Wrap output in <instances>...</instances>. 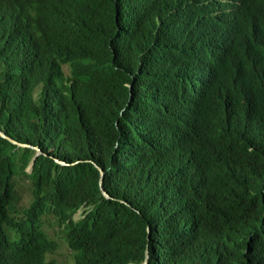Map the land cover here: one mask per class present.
Instances as JSON below:
<instances>
[{"label":"trees","instance_id":"1","mask_svg":"<svg viewBox=\"0 0 264 264\" xmlns=\"http://www.w3.org/2000/svg\"><path fill=\"white\" fill-rule=\"evenodd\" d=\"M0 132V264H264V0H0Z\"/></svg>","mask_w":264,"mask_h":264},{"label":"rangeland","instance_id":"2","mask_svg":"<svg viewBox=\"0 0 264 264\" xmlns=\"http://www.w3.org/2000/svg\"><path fill=\"white\" fill-rule=\"evenodd\" d=\"M29 199L28 195V188L26 182L19 180V186H18V206L19 205H25ZM80 213V212H79ZM77 213L75 216V221L79 219L80 215ZM48 232H50V235L57 240V242L60 244L59 249L56 251L55 254L52 255V258L57 260L59 263H62L64 261H69L70 260V253L69 249L64 241L63 236L61 234H57L58 229H48Z\"/></svg>","mask_w":264,"mask_h":264},{"label":"water","instance_id":"3","mask_svg":"<svg viewBox=\"0 0 264 264\" xmlns=\"http://www.w3.org/2000/svg\"><path fill=\"white\" fill-rule=\"evenodd\" d=\"M0 135H1L4 139H6V140H8L10 143H12L13 145H16L17 147H20V148H32V149H35V150L37 151L38 154L41 153L39 149H37V148H33V147H31V146H29V145H26V144L17 143L16 141H14V140H12V139L6 137V136L4 135V133H2V132H0ZM38 154H36V156H37ZM34 159H35V158H34ZM33 161H34V160H32V162H31V164H30V166H29L28 172H30V171L32 170ZM58 163H59L60 165H62V166H66V163H64V162H62V161H58ZM98 169H99V171H100V173H101V182H100V184H101V190H102V193H103V195H104L106 198L111 199V196L107 193V191L104 189V186H103L105 173H104V171H103L101 168H98ZM148 258H149V256H148V252H147V257H146V260H145L144 264H149Z\"/></svg>","mask_w":264,"mask_h":264}]
</instances>
